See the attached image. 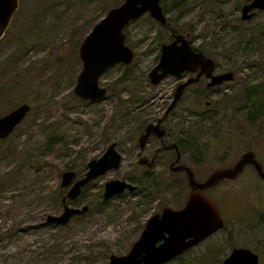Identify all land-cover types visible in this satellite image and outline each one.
<instances>
[{
	"label": "rangeland",
	"instance_id": "obj_1",
	"mask_svg": "<svg viewBox=\"0 0 264 264\" xmlns=\"http://www.w3.org/2000/svg\"><path fill=\"white\" fill-rule=\"evenodd\" d=\"M207 1L210 12L200 17L198 5ZM246 1L163 0L177 30L191 32L219 69L237 70L236 80L207 98L209 106L204 100L179 105L166 123L199 180L248 150L264 166V41L250 43L252 36L264 38V10L239 24ZM123 2L21 0L0 42V116L23 102L32 105L16 130L0 140V264H110L111 254L130 251L151 215L167 206L180 208L187 199V180L169 174L164 155L150 168L138 163L140 152L150 156L159 144L149 141L141 150L138 140L147 123L164 114L162 98L173 87L171 80L154 86L148 79L159 61L157 48L171 38L166 28L149 15L141 17L127 28L134 61L116 63L100 77L106 96L90 101L74 93L83 69L82 40ZM113 142L122 154L120 166L92 180L78 198H68L63 172L82 177L89 161ZM112 179L137 189L105 199V183ZM262 184L249 165L237 180L209 190L223 206L226 227L165 264H222L233 247L253 249L264 264ZM65 204L89 209L65 224L48 222Z\"/></svg>",
	"mask_w": 264,
	"mask_h": 264
},
{
	"label": "water",
	"instance_id": "obj_2",
	"mask_svg": "<svg viewBox=\"0 0 264 264\" xmlns=\"http://www.w3.org/2000/svg\"><path fill=\"white\" fill-rule=\"evenodd\" d=\"M160 2L161 0H124L120 6L110 9L94 25L83 39L78 51L83 63V69L74 88V93L78 98L95 101L106 96L107 88L100 84L102 74L116 63L130 64L135 59L133 49L126 44L125 27L130 21L137 19L147 11L165 24L166 17L162 12ZM19 4L20 0H0V39L9 27ZM252 8L263 9L264 0H252L247 4L244 8V18L253 16V14H248ZM181 37L176 36L174 42L163 45L160 61L150 73L152 83H159L168 74L178 76L184 70L201 69L209 74L214 70L216 66L214 59L202 52H195L186 39L178 45L177 42ZM231 75L232 73L228 72L215 76L211 84L233 80ZM189 83L178 86L175 99L169 105L166 114L176 106ZM30 110L31 105L26 102L1 116L0 138L8 137ZM153 126V124L148 125L146 131L140 136L139 142L142 147L154 131ZM158 126L159 124L156 127ZM159 136H162V133H159ZM116 147L117 142L111 143L101 157L89 161L85 176L70 187L67 193L69 198H77L82 188L91 180L120 166L122 154ZM147 160V157H142L140 163H146ZM249 165L253 166L259 177L264 180L263 163L253 150L241 154L231 166L214 169L203 181L196 179L192 168L184 164L178 165L175 168L176 171L186 170L188 173L191 191L186 205L181 209L166 207L161 213L150 216L130 251L123 255L111 254L110 264H165L222 229L225 222L218 205L205 191L216 187L222 181L237 179ZM76 176L73 170L63 172L61 186H70ZM136 188V185L126 180L112 179L105 183L103 196L109 199L126 190L134 191ZM88 208L87 205L82 208L65 205L63 213L48 215L47 220L51 223L65 224L72 216L84 213ZM222 264H260V255L251 248L235 247L225 256Z\"/></svg>",
	"mask_w": 264,
	"mask_h": 264
},
{
	"label": "flooded vegetation",
	"instance_id": "obj_3",
	"mask_svg": "<svg viewBox=\"0 0 264 264\" xmlns=\"http://www.w3.org/2000/svg\"><path fill=\"white\" fill-rule=\"evenodd\" d=\"M20 2H21V0H20ZM252 2V0H247L246 2H244L242 5H241V9H240V11H241V15L239 16V19H238V17H237V20H238V22H239V24H241V23H245V22H247V21H249V20H251V19H253V18H255L258 14H259V12L260 11H262V10H264V8L263 9H260V8H252V9H250L249 10V12H248V14H253V16L252 17H250V18H244V8H245V6L247 5V4H249V3H251ZM122 4V3H121ZM120 4V5H121ZM160 4H161V7H162V12H163V14L165 15V17H166V23L165 24H162V22L161 21H159V20H157L152 14H151V12L150 11H147V12H145V13H143L141 16H139L137 19H135V20H132V21H130L128 24H127V26L125 27V29H124V32H125V36H126V40H127V36L129 35V33H128V31L129 30H127V28L128 27H130L133 23H135L136 21H138L141 17H143L144 15H149V17H151V19L154 21V22H157V23H159L161 26H163L164 28H166L169 32H170V36H171V38L169 39V40H165L164 38H163V41L164 42H162L161 43V46L159 47V48H157V50H158V52L157 53H159V61H160V58H161V53H162V47H163V45L164 44H170V43H172V42H174L175 40H176V36H182L181 38H179V40H178V45H180L181 43H182V40L183 39H186L188 42H189V44H190V46L193 48V50L195 51V52H202L204 55H206L207 57H210V58H212V59H214V57L213 56H211L209 53H206L200 46H198V45H196L195 44V41H194V39H193V36H192V33L191 32H186V33H184V32H181V31H179V30H177L172 24H171V22H170V20H169V17H168V14H167V12H166V10H165V8H164V5H163V0H161V2H160ZM120 5H118V6H120ZM197 5V4H196ZM118 6H116V7H118ZM199 7H202V10H201V12H200V14H199V16L200 17H202L203 15H207V13H209L210 12V9H211V6H212V4H211V2L209 3V1H207L206 3H199V5H198ZM114 8V7H113ZM19 9H20V4H19V8L17 9V11L15 12V14H14V16H13V18L11 19V22H10V24H9V27L7 28V30H6V32H5V34L3 35V37L0 39V42L4 39V37L6 36V34L8 33V31L12 28V25H13V23H14V21L16 20V16H17V14H18V11H19ZM112 9V8H111ZM108 13V12H107ZM221 17H223V16H221ZM103 18V17H102ZM101 18V19H102ZM100 19V20H101ZM99 20V21H100ZM98 21V22H99ZM97 22V23H98ZM94 27V26H93ZM92 30V29H91ZM157 36H159V34L157 35ZM85 38V37H84ZM83 41V40H82ZM82 43V42H81ZM127 44V43H126ZM128 45V44H127ZM129 46V45H128ZM80 47V46H79ZM79 51V50H78ZM134 51V50H133ZM134 53H135V51H134ZM159 61H158V63H159ZM214 61L216 62V66H215V68H214V70L212 71V73L211 74H209L208 72H206V71H202L201 69H199V70H196V71H192V70H184V71H182L181 73H180V75H175V74H168L166 77H164L159 83H157V84H154V83H152V79H151V77H150V73H151V71L153 70V68L158 64H156L153 68H151V70L149 71V73H148V79H149V81L151 82V84L152 85H154V86H158V85H160L161 83H163L164 81H167V80H171V83H170V85H172L173 84V87H172V89L168 92V93H166V94H164V96H166V97H163L162 99L163 100H165V102H166V104H167V108H166V110H165V112H164V114L162 115V116H160V117H158L156 120H152V121H150V122H148L147 123V125L143 128V131H142V133H141V135L146 131V127L148 126V125H150V124H153L154 126H153V132H152V134L149 136V138H148V140H147V142H146V144H145V146L144 147H142L141 145H140V142H139V140H140V136H139V140H138V144H139V147H140V149L141 150H145V148L147 147V145H148V143H149V141H158L159 142V144L155 147V149H154V151H152V153H151V155L150 156H145V155H143V153L142 152H140L139 153V160H138V163L140 164V165H145V166H147V167H152V166H154V165H156V163H157V160H158V158L161 156V155H164L165 156V159H166V161H167V165H168V168H169V174H175V175H177V176H181V177H183L184 179H186L187 180V182H188V185H189V179H188V173H187V171L186 170H178V171H176L175 170V168L178 166V165H180V164H184V165H186V166H188V167H190V168H192V170H193V172H194V174H195V177H196V179H198V177H197V175H196V172H195V170H194V167L191 165V164H189V163H187V162H185V157H186V152L182 149V147H181V145H180V143L178 142V140H176L175 139V137L173 136L172 138H171V136H172V133H173V131L170 129V127L169 126H167V122L170 120V117L175 113V111L178 109V107H179V105H182V104H185V105H188V106H190V105H196V104H201L202 103V101L204 100V102L209 106L210 104H211V102L209 101V100H207V98L208 97H212V95L213 94H215L220 88H222V87H224L225 85H228L231 81H234V80H236L237 79V70H235V69H219V66H218V64H217V61L214 59ZM159 72H162V70H159ZM228 72H231L232 73V75L230 76L231 78H233V80H224L222 83H219V84H211V83H213L214 82V77L215 76H218V75H223V74H226V73H228ZM188 82H190L186 87H185V89H184V91H183V93L181 94V96H180V98H179V100H178V102H177V104H176V106L168 113V114H166V112H167V109H168V107H169V105L174 101V99H175V94H176V90H177V88H178V86L179 85H182V84H185V83H188ZM207 100V101H206ZM23 103H26V102H23ZM23 103H21V104H23ZM27 103H29V102H27ZM20 104V105H21ZM30 105H31V103H30ZM19 106V105H18ZM17 106V107H18ZM16 108V107H15ZM14 108V109H15ZM31 109H32V105H31ZM13 110V109H12ZM31 111V110H30ZM29 111V112H30ZM10 112V111H9ZM28 112V113H29ZM8 113V112H7ZM6 114V113H5ZM5 114H3V115H5ZM3 115H1V116H3ZM28 115V114H27ZM27 115H26V117H27ZM0 116V117H1ZM25 117V118H26ZM24 118V119H25ZM24 119L17 125V127L24 121ZM159 124V126L158 127H156L157 125ZM16 127V128H17ZM16 128L14 129V131L16 130ZM13 131V132H14ZM12 132V133H13ZM11 133V134H12ZM159 133H162V136H159ZM10 134V135H11ZM9 135V136H10ZM8 136V137H9ZM8 137H6V138H8ZM6 138H0V140H3V139H6ZM173 144H175V146H172ZM172 146V147H171ZM101 157V156H100ZM142 157H147L148 158V160L147 161H145L146 163H140V159L142 158ZM149 164H151V165H149ZM251 166V165H250ZM88 171V170H87ZM86 171V172H87ZM76 172V171H75ZM77 174V173H76ZM86 174V173H85ZM85 174L83 175V176H85ZM243 174V172L239 175V177L241 176ZM82 176V177H83ZM82 177H80V178H82ZM208 177V176H207ZM206 177V178H207ZM238 177V178H239ZM80 178H77V176L75 177V179L73 180V182L70 184V186H68V187H64V188H68V191H69V189H70V187L78 180V179H80ZM205 178V179H206ZM237 178V179H238ZM95 179V178H94ZM93 179V180H94ZM204 179V180H205ZM237 179H235V180H237ZM199 180V179H198ZM92 181V180H91ZM90 181V182H91ZM199 181H203V180H199ZM226 181H234V180H225V181H222L220 184H222V183H224V182H226ZM89 182V183H90ZM88 183V184H89ZM87 184V185H88ZM220 184H218L217 186H219ZM135 185V184H134ZM216 186V187H217ZM136 187H137V185H136ZM190 187V186H189ZM84 188V187H83ZM83 188H82V190H83ZM215 188V187H214ZM214 188H211V189H214ZM137 189V188H136ZM135 189V190H136ZM211 189H207L205 192L208 194V195H210L209 193H208V191L209 190H211ZM134 190V191H135ZM68 191H67V193H68ZM127 191V190H126ZM129 191V190H128ZM190 191H191V188H190ZM125 192V191H124ZM123 192V193H124ZM131 192H133V191H131ZM82 193V192H81ZM81 193H80V195H81ZM189 194H190V192H189ZM189 194H188V196H189ZM79 195V196H80ZM78 196V197H79ZM116 196V195H115ZM188 196H187V199L185 200V203L180 207V208H177V209H181V208H183L185 205H186V202H187V200H188ZM211 196V195H210ZM68 197V196H67ZM77 197V198H78ZM212 197V196H211ZM69 198V197H68ZM68 198H63V201L64 202H66V200H68ZM213 198V197H212ZM70 199H72V198H70ZM74 199H76V198H74ZM214 199V201L217 203V205H218V208H219V210H220V212H221V215H222V217H223V219H224V222H225V217H224V214H223V211H222V209H223V206L220 204V202L218 201V200H216L215 198H213ZM65 205H68V204H65ZM65 205H64V207H65ZM167 207H169V206H167ZM164 208H166V207H164ZM163 208V209H164ZM173 208V207H172ZM89 209V208H88ZM163 209H162V211H163ZM174 209H176V208H174ZM88 211V210H87ZM161 211V212H162ZM161 212H158V213H161ZM63 213V212H62ZM156 214V213H155ZM60 215V214H59ZM154 215V214H153ZM152 216V215H151ZM48 217V216H47ZM73 217V216H72ZM71 217V218H72ZM48 221V220H47ZM49 222V221H48ZM147 222V221H146ZM51 223V222H50ZM54 224H57L58 225V223H54ZM146 225V224H145ZM145 227V226H144ZM144 229V228H143ZM223 229V228H222ZM221 230V229H220ZM220 230H218V231H220ZM217 231V232H218ZM217 232H215V233H217ZM214 233V234H215ZM214 234H212V235H214ZM211 235V236H212ZM210 236V237H211ZM209 238V237H208ZM208 238H206V239H208ZM205 239V240H206ZM205 240H203V241H205ZM202 241V242H203ZM202 242H200V243H198L196 246H194V247H192V248H190V249H188V250H186V251H184L182 254H180L179 256H177L175 259H179V258H182V256L184 255V253H187V252H189V251H191L192 249H194L195 247H197L199 244H201ZM233 248H235V247H233ZM232 248V249H233Z\"/></svg>",
	"mask_w": 264,
	"mask_h": 264
},
{
	"label": "trees",
	"instance_id": "obj_4",
	"mask_svg": "<svg viewBox=\"0 0 264 264\" xmlns=\"http://www.w3.org/2000/svg\"><path fill=\"white\" fill-rule=\"evenodd\" d=\"M262 37H263V34H259L258 36H252L250 43L253 45H256V44L264 41V38H262ZM262 185H264V184H262ZM225 227H226V223H225V226L223 228H225Z\"/></svg>",
	"mask_w": 264,
	"mask_h": 264
}]
</instances>
